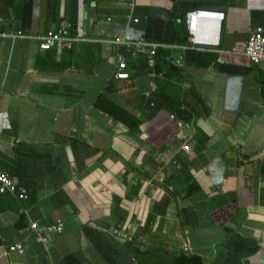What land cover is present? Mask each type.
I'll return each instance as SVG.
<instances>
[{"label":"crops","instance_id":"0c3cea01","mask_svg":"<svg viewBox=\"0 0 264 264\" xmlns=\"http://www.w3.org/2000/svg\"><path fill=\"white\" fill-rule=\"evenodd\" d=\"M203 10L223 14L218 44L176 43ZM62 24L81 41L41 50ZM257 28L264 0H0V168L27 191L0 196V264H264V66L244 55ZM124 35L160 44L161 72L132 68L137 55L115 80ZM189 88L209 114L192 98L180 131L167 103ZM33 221L63 230L42 246Z\"/></svg>","mask_w":264,"mask_h":264},{"label":"built area","instance_id":"2783aa9c","mask_svg":"<svg viewBox=\"0 0 264 264\" xmlns=\"http://www.w3.org/2000/svg\"><path fill=\"white\" fill-rule=\"evenodd\" d=\"M133 6L132 3L129 4ZM223 20V14L214 11H189L184 16V24L188 34L189 43L194 45L216 46L219 42L220 24ZM39 48L49 50L53 45L58 44L63 48H71L73 43L81 41L80 37L69 35V27L66 24L60 25L55 31H48L39 38ZM124 47L129 53L128 56L119 53L118 48ZM160 44L148 42L143 39H132L128 35L116 38L111 41V51L115 57L116 70L113 78L118 81L128 80L130 73L128 71V59L135 58L137 55H143L150 66L154 65V59L157 55ZM244 55L255 65L264 66V30L262 28L254 29L247 37ZM167 63L175 65L169 59ZM181 110H185L182 106ZM170 119L175 127L180 131H186L190 123L183 116L170 114ZM187 151L188 147L184 146ZM175 164V162H173ZM171 189V187H169ZM10 195L18 200L25 198L26 189L19 186L16 181L4 170L0 168V196ZM63 230V223L57 222L42 228L37 222H31L29 232L37 244L46 246L49 243L48 237L44 231L50 235H58ZM10 252H23L21 244H15L9 248Z\"/></svg>","mask_w":264,"mask_h":264},{"label":"trees","instance_id":"16d2710c","mask_svg":"<svg viewBox=\"0 0 264 264\" xmlns=\"http://www.w3.org/2000/svg\"><path fill=\"white\" fill-rule=\"evenodd\" d=\"M185 38V39H184ZM187 38L188 34L186 31V28L182 22H179L176 24L175 27V41L178 44H187ZM147 59L145 58H139L135 62H131L132 68H135L139 71L143 72H150V69L148 68V63ZM168 71L170 75H177L179 72L178 68L173 67L171 64L167 65ZM154 70L156 74L161 72L162 66L159 64L154 65ZM131 77V76H130ZM114 85V82H111L108 84L106 87V91L109 93L113 92L112 86ZM263 94H264V86H263ZM194 98L196 101H198V104L201 105L202 108V114L204 116H207L209 114V109L208 107L203 104L200 99L195 95V92L193 91L192 88H189L186 90L185 93V98L180 101L177 98H171L170 101L167 103V108L171 114H176L178 116H183L185 120H189L191 118V113H193L195 116H199V113L193 108L191 105V99ZM96 107L100 109L104 114L110 116L115 122H120L127 126L128 128H134L139 124V121L136 117L128 113L124 108L119 106L118 104L114 103L111 99H109L106 95L100 94L96 100L95 103ZM187 107L188 110H181V107ZM27 195V191H26ZM25 195V197H26ZM23 200V199H22Z\"/></svg>","mask_w":264,"mask_h":264}]
</instances>
